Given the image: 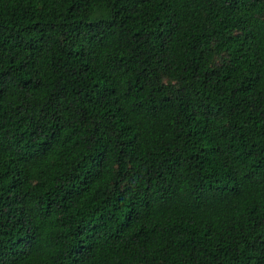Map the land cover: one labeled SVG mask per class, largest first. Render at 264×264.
<instances>
[{
  "label": "trees",
  "instance_id": "16d2710c",
  "mask_svg": "<svg viewBox=\"0 0 264 264\" xmlns=\"http://www.w3.org/2000/svg\"><path fill=\"white\" fill-rule=\"evenodd\" d=\"M0 264H264V0H0Z\"/></svg>",
  "mask_w": 264,
  "mask_h": 264
}]
</instances>
